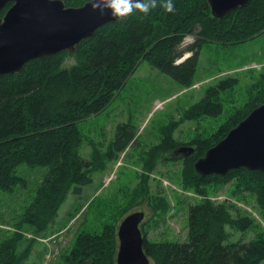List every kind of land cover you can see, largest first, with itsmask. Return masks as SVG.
Here are the masks:
<instances>
[{
    "label": "trees",
    "instance_id": "obj_1",
    "mask_svg": "<svg viewBox=\"0 0 264 264\" xmlns=\"http://www.w3.org/2000/svg\"><path fill=\"white\" fill-rule=\"evenodd\" d=\"M62 1L66 7L76 8L91 0ZM11 5L8 3L1 15ZM263 32L264 0H250L222 19L211 15L206 0L144 1L123 12L117 21L100 27L72 53L33 59L19 73L0 76V192L11 194L26 186L21 166L45 169L21 222L29 223L35 233L46 231L56 221L69 191L78 194L81 187L91 183L93 172L104 169L106 162L115 160L133 141V129L120 125L105 151L101 144H92L86 160L79 155L84 138L77 126L109 104L141 61L188 89L193 86L203 45H235ZM188 35L194 36V42L181 48ZM186 52L189 56L176 63ZM68 57H73L75 64L63 68ZM237 84V79L229 78L209 87L199 102L181 112L178 121L163 127L160 141L144 154V170L152 172L160 156L170 154L165 160H179L174 152L182 143L173 138V131L185 121L220 118L223 106L219 95ZM246 97L242 107L232 111L215 132L190 140L188 146L193 151L182 157V184L203 200L186 208L183 242L148 240L141 227L150 264L264 262V229L260 224L235 204L207 198L211 189L233 182L230 195L245 203L252 199L254 207L264 214V173L242 168L223 177H202L193 168L210 147L264 101V71L246 88ZM144 193L142 188L130 195L117 216L137 204ZM149 206L160 217L168 210L164 197H151ZM108 219L99 233L76 234L72 249L61 256L60 264H116L117 219ZM18 228L14 236L2 238L0 264H26L30 257L35 240L22 241ZM228 229L240 233L252 230L255 235L247 242L232 241ZM21 241L25 243L22 248Z\"/></svg>",
    "mask_w": 264,
    "mask_h": 264
},
{
    "label": "rangeland",
    "instance_id": "obj_2",
    "mask_svg": "<svg viewBox=\"0 0 264 264\" xmlns=\"http://www.w3.org/2000/svg\"><path fill=\"white\" fill-rule=\"evenodd\" d=\"M193 42L194 36L188 35L183 39L181 48ZM189 54L184 53L176 63H181ZM74 64V58L68 57L62 67L69 68ZM262 71L264 32L235 45H203L193 86L188 89H183L169 76L141 61L109 104L77 126L84 138L79 155L86 160L90 158L92 144H101L104 150L120 125L133 129V141L117 154L115 160L106 162L104 169L93 172L91 183L81 187L78 194L69 191L56 221L44 232L35 233L33 227L22 223L21 219L36 194L37 180L42 179L45 169L31 170L21 166L20 175L26 179V186L15 189L11 194L0 192V242L3 237L14 236L19 226L22 241L35 240L26 264H60L61 256L72 249L76 234L99 233L105 222H110L108 218H116L117 227L126 215L133 212L144 213L141 227L146 239L185 241L186 208L199 204L203 197L182 184L184 152L178 149L174 152L180 157L177 161L165 160L170 154L160 156L152 172L143 168L144 154L160 141L161 129L178 121L181 112L199 102L206 89L225 79H237L238 84L233 89L219 95L223 106L220 118L185 121L173 131L172 136L182 143L180 148H187L196 135L215 132L232 111L242 107L247 98L246 88L256 81ZM142 188L146 193L139 202L127 209L124 215L117 216L119 209L126 206L129 196ZM232 188L233 182H229L216 190L211 189L207 198L216 203L235 204L264 229V214L254 207L252 199L245 203L231 196ZM155 196L164 197L168 203V210L161 217L149 206L151 197ZM228 231L232 233V241L241 239L247 242L255 235L252 230L243 233ZM22 241L20 248L25 245Z\"/></svg>",
    "mask_w": 264,
    "mask_h": 264
},
{
    "label": "water",
    "instance_id": "obj_3",
    "mask_svg": "<svg viewBox=\"0 0 264 264\" xmlns=\"http://www.w3.org/2000/svg\"><path fill=\"white\" fill-rule=\"evenodd\" d=\"M144 1L91 0L66 7L62 0H0V76L17 74L33 59L72 53L100 27L118 20ZM211 15L222 19L250 0H206ZM12 5L1 15L2 9ZM188 155L193 148H179ZM197 175L225 176L231 170L264 173V101L193 164ZM143 212L126 215L117 228L116 264H150L143 249Z\"/></svg>",
    "mask_w": 264,
    "mask_h": 264
}]
</instances>
